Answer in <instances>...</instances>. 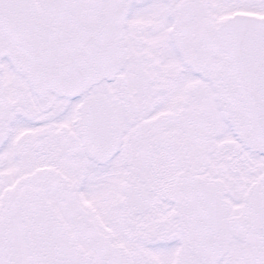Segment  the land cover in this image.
Segmentation results:
<instances>
[{
  "label": "flooded vegetation",
  "instance_id": "af4514ba",
  "mask_svg": "<svg viewBox=\"0 0 264 264\" xmlns=\"http://www.w3.org/2000/svg\"><path fill=\"white\" fill-rule=\"evenodd\" d=\"M91 3L102 9L118 41L134 55L116 74L124 81L130 73L133 80V121H128L131 111L126 116L120 104L116 81L102 83L100 92L112 103L121 142L100 162L77 129L76 98L36 95L25 73H7L10 79L0 85V264H15L17 194L24 183L36 186L33 176L55 206L68 212L73 229L91 241L102 240L104 247H110V237L124 244L138 240L145 247L176 236L189 240L186 197L180 188L184 174L203 179L214 208V230L227 238L225 208L234 207L237 182L248 194L264 182V159L257 174L254 155L236 144L212 98L202 51L204 31L222 14L236 7L264 13V0H74L83 10L81 19L93 22ZM140 68L150 76L149 83ZM247 222L258 230L256 219L230 229L248 236ZM150 234L154 238L148 240ZM190 250L197 253L193 246Z\"/></svg>",
  "mask_w": 264,
  "mask_h": 264
}]
</instances>
